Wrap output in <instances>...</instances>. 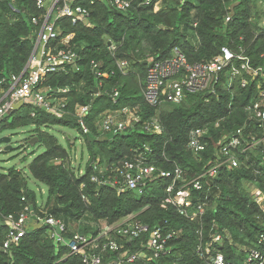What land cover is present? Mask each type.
<instances>
[{"label": "trees", "instance_id": "16d2710c", "mask_svg": "<svg viewBox=\"0 0 264 264\" xmlns=\"http://www.w3.org/2000/svg\"><path fill=\"white\" fill-rule=\"evenodd\" d=\"M80 1L92 9V26L62 21L63 36L73 33L71 44L80 50L74 68L50 72L40 85L49 92L69 87L68 109L72 112L78 105L90 104V132L84 134L72 115L58 118L38 110L32 116L29 104L21 105L2 120L0 133L35 126L29 139L37 137L45 150L33 158L28 168L47 191L44 197L30 189L28 176L20 169L0 172V264H85L81 256L70 254L64 242L51 237L48 225L29 229L18 244L7 250L2 248L8 231L3 216L19 212L26 203L37 215L61 218L67 225L68 240L74 232L95 236L104 225L134 215L133 219L147 225L148 231L133 242L119 239L122 250L139 249L154 228L176 230V236L167 244L169 253L152 259L153 264H207L197 248L216 232L229 235L214 244L223 252L227 264H249L246 249L255 246L264 226V210L253 193L254 186L264 193V146L248 151L239 167L222 169L216 177L204 180L202 190L193 189V207L205 206L202 224L182 216L173 205L162 206L167 178H154L147 190L139 194L132 190L119 192L117 187L100 185L92 177L102 178L124 159L143 153L146 146L153 150L148 161L162 168L173 170L179 165L186 178L203 172L215 157L219 137L247 118L245 106L255 98L256 82L242 88L235 81L232 89L226 83L220 84L216 93L187 94L181 103L163 100L154 108L143 94L148 62L151 57H171L175 46L190 61H208L227 45L234 49L243 46L253 63L264 67V0H151L150 4L132 0L125 11L115 9L107 0H95L94 4ZM35 13L33 0H0V96L28 63L37 36V28L31 22ZM227 15H231L229 21ZM109 40L117 45L114 52ZM119 59L128 60L127 72L117 68ZM93 60L101 64V70L109 72L108 77L97 76L92 69ZM114 89L119 91L116 98L112 97ZM123 108L136 111L140 121H132L126 130L116 134L99 131L96 121L102 113ZM153 115L159 117L163 134L144 129L143 122ZM217 120L221 124L211 127L207 149L195 158L186 147L190 131ZM56 126L79 133L85 145L81 152V159L86 155L84 168L79 164L74 169L71 146L64 147L54 134L42 130ZM70 137L67 135V139ZM201 227L202 235L197 232ZM115 257V252H106L104 262Z\"/></svg>", "mask_w": 264, "mask_h": 264}, {"label": "built area", "instance_id": "2783aa9c", "mask_svg": "<svg viewBox=\"0 0 264 264\" xmlns=\"http://www.w3.org/2000/svg\"><path fill=\"white\" fill-rule=\"evenodd\" d=\"M33 1L37 13L31 16V22L37 28V36L27 65L19 75L12 78L11 86L0 96V123L21 105L29 104L32 106V116H35L38 110L58 118L74 116L83 133L88 134L91 105H78L72 112L68 109L69 87L49 92L40 85V82L50 72L63 71L68 66H74L78 57L71 44L74 34L67 33L63 36L62 21L67 20L72 25L82 24L91 27L92 9L80 0ZM107 1L119 11H125L132 5V0ZM94 3L95 0H89V4ZM150 3L151 0H145V4ZM158 5L155 6L156 9ZM230 19L231 15H227L226 21ZM261 26L264 32V17ZM109 48L114 52L117 45L109 40ZM91 65L97 76L108 77L109 72L101 70L98 61L93 60ZM117 68L127 72L128 60H117ZM235 81H238L242 88H247L251 82H256L255 98L245 106L248 116L243 124L219 137L215 157L203 172L186 178L184 169L179 165H175L173 170L162 168L148 161V154L153 150L146 146L143 153L134 155L132 159H124L108 170L107 174H103L102 178L99 179L95 175L92 180L100 185L115 186L119 192L132 190L143 194L151 180L157 177L167 178L169 182L164 188L162 206L173 205L182 216L202 224L205 206L198 204L193 207V189L202 190L204 180L216 177L222 169L231 170L239 167L248 151L264 146V67L255 65L243 46L234 49L224 45L220 52L208 61H190L181 48L175 46L171 57L165 59L151 57L146 69L143 94L148 105L154 108L163 100L181 103L187 94L216 93L220 84L226 83L227 88L232 89ZM118 95L119 91L114 89L112 97L116 98ZM140 119L136 111L123 108L102 113L96 124L99 131L116 134L126 130L132 121H140ZM220 124V120H217L190 131L186 147L195 158L207 149L209 144L207 137L211 133V127H219ZM143 127L151 133L158 135L164 133V127L156 115L147 118L143 122ZM97 164L98 160L93 164L95 169L98 167ZM99 171L103 172L102 169ZM257 172H259L258 168ZM253 193L256 203L264 210V193L256 186L253 188ZM83 198L86 197L83 195ZM22 201H26V196H22ZM133 216L130 215L115 224L104 225L95 236L74 232L68 240L65 238L67 225L61 218L53 216L45 218L37 215L31 205L26 203L19 212H11L3 216L8 231L2 248L7 250L12 245L18 244L27 234L29 223L32 221L39 226L48 225L51 237L58 242H64L69 247L70 254L81 256L85 264H135L136 262L153 264L152 259H158L169 253L167 244L176 236L177 231L165 232L161 227L154 228L149 231L147 242L142 243L139 249L122 250L123 244L119 239L133 242L148 231V226L134 220ZM197 232L202 235V227ZM225 237L228 239L229 235L216 232L211 235V240L198 245L197 252L207 264H227L223 252L214 246ZM109 251L115 252L116 257L105 263L104 255ZM246 262L264 264V226L257 236L255 246L246 249Z\"/></svg>", "mask_w": 264, "mask_h": 264}, {"label": "rangeland", "instance_id": "374dc122", "mask_svg": "<svg viewBox=\"0 0 264 264\" xmlns=\"http://www.w3.org/2000/svg\"><path fill=\"white\" fill-rule=\"evenodd\" d=\"M34 129L35 126H28L24 128L5 129L0 133V137L5 135L11 137L9 143L11 148L9 150H6L7 144L0 143V172L7 171L13 167L24 171L28 176V187L37 190L39 192L38 194L45 197L47 187L35 180L28 168L33 158L45 150L44 143L38 142V139H34L37 137L29 139ZM42 130L54 134L64 147L69 148L71 146L72 149H74L73 152L75 156L73 162L74 169H76L79 164L84 168L86 155L81 159V152L85 151V145L83 144V140L81 141V136L77 131L64 126H56L54 128L42 127ZM67 135H71L70 139H67ZM33 139L35 141L31 143ZM40 200L42 201V199ZM29 224V229L31 230L39 226L38 223H33L32 221Z\"/></svg>", "mask_w": 264, "mask_h": 264}, {"label": "water", "instance_id": "95a60500", "mask_svg": "<svg viewBox=\"0 0 264 264\" xmlns=\"http://www.w3.org/2000/svg\"><path fill=\"white\" fill-rule=\"evenodd\" d=\"M79 51H80L79 48H76L77 54H79ZM146 62H148V61H146ZM34 139H37V138H34ZM34 139L31 141V143H34V141H35ZM10 141H11V137L9 135H5V136L0 137V143L7 144L6 150H9L11 148V146L9 145Z\"/></svg>", "mask_w": 264, "mask_h": 264}, {"label": "crops", "instance_id": "0c3cea01", "mask_svg": "<svg viewBox=\"0 0 264 264\" xmlns=\"http://www.w3.org/2000/svg\"><path fill=\"white\" fill-rule=\"evenodd\" d=\"M159 7H160V5H158V8H159ZM158 8H157V9H158Z\"/></svg>", "mask_w": 264, "mask_h": 264}]
</instances>
